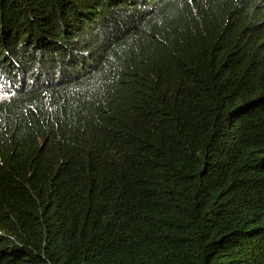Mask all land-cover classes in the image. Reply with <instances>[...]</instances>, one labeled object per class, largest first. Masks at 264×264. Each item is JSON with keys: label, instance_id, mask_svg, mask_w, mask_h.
Segmentation results:
<instances>
[{"label": "trees", "instance_id": "16d2710c", "mask_svg": "<svg viewBox=\"0 0 264 264\" xmlns=\"http://www.w3.org/2000/svg\"><path fill=\"white\" fill-rule=\"evenodd\" d=\"M0 219V264H264V0H0Z\"/></svg>", "mask_w": 264, "mask_h": 264}, {"label": "rangeland", "instance_id": "374dc122", "mask_svg": "<svg viewBox=\"0 0 264 264\" xmlns=\"http://www.w3.org/2000/svg\"><path fill=\"white\" fill-rule=\"evenodd\" d=\"M232 228L226 230L224 233L217 235L216 239H219L222 237V235H225L227 233H229L231 231ZM0 230H2L3 233L9 232L12 236L16 235L18 229L15 226H11L9 223V220L6 219H0ZM3 236V235H2ZM241 237V236H239ZM12 245H17V244H12ZM226 245V244H225ZM229 245V244H227ZM226 245V246H227ZM9 247H11V245H9ZM229 247V246H228ZM12 248V247H11ZM218 254V253H216ZM220 254V253H219ZM27 255H30V253H27ZM218 256V255H217ZM5 259V258H4Z\"/></svg>", "mask_w": 264, "mask_h": 264}, {"label": "clouds", "instance_id": "9594fccd", "mask_svg": "<svg viewBox=\"0 0 264 264\" xmlns=\"http://www.w3.org/2000/svg\"><path fill=\"white\" fill-rule=\"evenodd\" d=\"M0 234H3L2 230H0Z\"/></svg>", "mask_w": 264, "mask_h": 264}]
</instances>
